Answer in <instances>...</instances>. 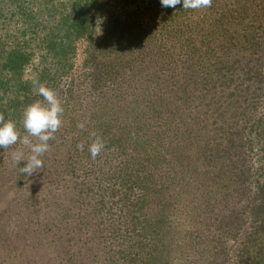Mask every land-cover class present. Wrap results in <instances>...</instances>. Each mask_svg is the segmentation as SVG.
<instances>
[{"label":"trees","instance_id":"16d2710c","mask_svg":"<svg viewBox=\"0 0 264 264\" xmlns=\"http://www.w3.org/2000/svg\"><path fill=\"white\" fill-rule=\"evenodd\" d=\"M104 1L0 0V115L23 136L24 108L43 99L32 81L57 91L42 170L70 185L79 263L264 264V0ZM21 149H0V164Z\"/></svg>","mask_w":264,"mask_h":264},{"label":"rangeland","instance_id":"374dc122","mask_svg":"<svg viewBox=\"0 0 264 264\" xmlns=\"http://www.w3.org/2000/svg\"><path fill=\"white\" fill-rule=\"evenodd\" d=\"M104 2L108 11L122 13V0ZM108 16L107 13L101 15L92 39L99 40L105 35ZM89 40L77 45V76L84 73ZM9 164V161L0 164V264L87 263L86 254L81 260L75 254L82 247L72 219L68 217L73 215L74 205H63L71 200L63 196L64 187L71 190L70 185L65 181L64 185L56 176L46 175L42 169L19 179L17 170L12 168L14 165ZM66 194L70 195L68 190ZM68 231L75 233L71 240L65 235Z\"/></svg>","mask_w":264,"mask_h":264},{"label":"clouds","instance_id":"9594fccd","mask_svg":"<svg viewBox=\"0 0 264 264\" xmlns=\"http://www.w3.org/2000/svg\"><path fill=\"white\" fill-rule=\"evenodd\" d=\"M162 8H176L180 5L183 10H199L209 7L211 0H160ZM33 92L43 99H37L28 104L21 117V123L25 135L21 136L17 128V122L5 119L0 115V149L6 150L18 142L29 150L25 152L15 150L11 152V159L14 165L18 166L21 173L31 176L44 167L43 155L50 150L49 141L55 139V133L63 124L64 107L57 94V91L41 83L38 79L32 81ZM83 129L84 124H78ZM91 143L88 151L91 158L95 159L104 149L103 139L95 132L89 134ZM80 150H84V144L77 145ZM24 166L20 167V163Z\"/></svg>","mask_w":264,"mask_h":264}]
</instances>
